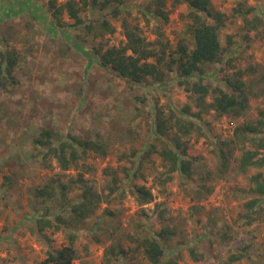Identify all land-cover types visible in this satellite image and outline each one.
Segmentation results:
<instances>
[{
  "label": "rangeland",
  "instance_id": "374dc122",
  "mask_svg": "<svg viewBox=\"0 0 264 264\" xmlns=\"http://www.w3.org/2000/svg\"><path fill=\"white\" fill-rule=\"evenodd\" d=\"M48 1L0 0V46L22 54L17 82L7 90L0 88V264H36L49 251L71 243L72 235L77 248L73 264H154L138 247V233L165 227L173 232L164 238L167 261L264 264V202L252 221L242 208L259 196L250 177L260 171L264 177V165L242 171L237 146L223 173L217 157V142L231 140L236 126L264 121V0H243L263 21L256 29L245 26L234 12L242 0H212V7L228 16L219 37L222 57L233 59L232 65L203 64L210 75L205 81L216 84L217 78L241 70L251 91L250 105L241 117L203 113L198 123L204 134L179 133L194 160L193 175L175 172L165 184L162 158L146 152L157 141L151 111L161 107L167 113L181 112L192 103V95L174 81L175 71H167L160 83L152 78L133 83L99 65L92 50L93 45L124 42L125 20L139 27L150 47L160 53L164 48L168 57L182 40L191 48L187 3L168 4L166 20L142 14L154 0H126L119 16L88 7L81 12L84 23L99 24L105 18L114 28L96 36L87 33L83 23L74 25L68 14L60 25ZM43 127L53 132L55 141L70 134L103 142L106 153L87 150L63 170L55 157H45L35 146ZM169 133L175 135L176 129ZM106 168L119 177V189L109 190L113 177ZM142 184L155 196L145 205L132 192ZM85 187L98 204L80 221L73 219L71 205L82 199ZM44 189L50 191L47 198L40 192ZM47 219L52 224L41 222Z\"/></svg>",
  "mask_w": 264,
  "mask_h": 264
},
{
  "label": "trees",
  "instance_id": "16d2710c",
  "mask_svg": "<svg viewBox=\"0 0 264 264\" xmlns=\"http://www.w3.org/2000/svg\"><path fill=\"white\" fill-rule=\"evenodd\" d=\"M126 0H64L58 3L57 0L48 1V10L52 12L60 25L64 14L74 19L73 24L79 26L84 24L87 33L93 32L100 36L112 32L113 27L107 19L100 20L99 24L84 23L81 12L88 7L109 9L113 16H119L122 12L121 6ZM180 3H187L192 23L189 33L193 38V47L189 48L183 40L179 43V50L171 52L168 57L165 49L161 53L141 34L137 25L129 21H123V28L126 40L119 45H93V55L99 65L105 69H112L120 77L127 78L133 83H141L148 78L154 79L156 83L164 81L167 71H175L174 81L184 85L186 91L192 95V103L186 105L181 112L171 109L168 113L161 107L152 108L151 122L156 132V142L150 143L151 149L147 152L157 153L166 166L165 173L161 177V184H165L173 178V173H184L188 177L193 175L194 160L188 156V143L181 139V135L189 134L192 131L203 133L202 125L198 121L203 113L213 110L219 116L233 115L243 116L250 105V88L243 78V72L236 70L227 73L225 77L218 78L216 84L205 81L210 75L203 68V64L215 63L232 65L233 55L222 57V44L219 31L229 24L228 16L212 7V0H154L146 10L141 11L143 15L150 12L151 15L161 16L167 19L168 11L165 9L168 4L178 6ZM11 5L12 2L10 1ZM256 8L248 5L245 1H239L234 12L242 17L245 26L250 29L258 28L263 22L258 15H252ZM213 19L214 22L209 20ZM95 22V21H94ZM167 57L169 59H167ZM22 54L15 48L0 46V88L7 90L10 85L17 82L15 70L19 66ZM195 106V110L193 109ZM175 128V135L170 137L169 131ZM204 134V133H203ZM53 132L46 127L40 131L35 139V146L44 151V156L56 158L63 170L81 159L87 150L106 153L107 147L103 142L87 140L68 135L59 141H55ZM158 141L161 143L159 146ZM239 146L240 168L248 171L251 167L264 165V121L244 122L235 127L234 136L229 141L217 142L218 169L226 172L229 169L232 156L236 147ZM105 172L112 176L110 191L120 188L117 185L119 177L110 173L111 168ZM129 178V175H127ZM251 183L254 192L259 196L251 198L243 203L242 208L246 211L243 216L248 220H254L263 209L264 202V177L262 172L251 175ZM210 191V190H209ZM43 195L49 196V190H41ZM136 200L140 205L154 201L153 191L146 185H135L132 189ZM52 196V195H51ZM263 196V197H261ZM50 199V197H49ZM98 201L90 193V189L84 188L82 199L71 205L73 219L83 221L96 209ZM160 217L161 214H160ZM62 221V219L60 220ZM44 225L52 224L50 219L42 220ZM141 226V225H140ZM173 232L167 227L161 231H148L140 229L137 238L138 247L142 249L145 257L154 264H179L177 261H167L164 238H168ZM65 244L60 248L49 251L48 255L36 264H73L77 258V248L73 243Z\"/></svg>",
  "mask_w": 264,
  "mask_h": 264
}]
</instances>
